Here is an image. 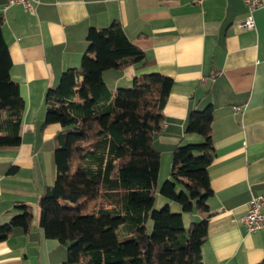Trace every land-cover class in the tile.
Masks as SVG:
<instances>
[{
	"label": "crops",
	"instance_id": "obj_1",
	"mask_svg": "<svg viewBox=\"0 0 264 264\" xmlns=\"http://www.w3.org/2000/svg\"><path fill=\"white\" fill-rule=\"evenodd\" d=\"M247 12L243 0H34L32 12L0 0L10 78L24 100L20 146L0 148V226L19 213L16 204L37 208L39 195L54 182L59 126H44L46 92L64 70L79 68L90 28L118 23L152 65L106 71V85L130 86L134 77L150 73L173 81L153 137L165 178L175 146L200 141L185 133L190 111L213 109L215 158L206 201L213 215L202 263L258 264L264 232L248 233L239 220L251 197L264 195V7L253 12L251 31L237 27ZM37 217L27 233L15 228L0 241V264H65L66 247L44 237Z\"/></svg>",
	"mask_w": 264,
	"mask_h": 264
},
{
	"label": "trees",
	"instance_id": "obj_2",
	"mask_svg": "<svg viewBox=\"0 0 264 264\" xmlns=\"http://www.w3.org/2000/svg\"><path fill=\"white\" fill-rule=\"evenodd\" d=\"M2 27L0 18V148H18L24 100L10 78ZM85 41L79 68L64 70L46 92L44 126L57 125L59 131L55 179L36 203L38 228L66 247L65 264H203L201 247L213 215L206 205L215 158L212 107L188 114L185 133L200 141L175 146L168 178L158 190L165 204L154 208L160 155L153 137L161 130L173 81L150 73L111 90L104 72L137 71L152 62L118 23L90 28ZM15 207L19 213L0 226V241L15 228L27 233L32 227V208ZM194 213L202 219L185 225L184 216Z\"/></svg>",
	"mask_w": 264,
	"mask_h": 264
},
{
	"label": "built area",
	"instance_id": "obj_3",
	"mask_svg": "<svg viewBox=\"0 0 264 264\" xmlns=\"http://www.w3.org/2000/svg\"><path fill=\"white\" fill-rule=\"evenodd\" d=\"M34 0H7V5H21L25 11L32 12V2ZM248 8L245 19L237 24L243 30H254V20L252 14L255 10L264 7V0H243ZM264 195L251 197L247 204L245 214L240 218L245 230L248 233L264 232Z\"/></svg>",
	"mask_w": 264,
	"mask_h": 264
},
{
	"label": "rangeland",
	"instance_id": "obj_4",
	"mask_svg": "<svg viewBox=\"0 0 264 264\" xmlns=\"http://www.w3.org/2000/svg\"><path fill=\"white\" fill-rule=\"evenodd\" d=\"M113 72V71H112ZM131 86V85H130ZM130 86H120V87H130ZM40 157H46V155H43V156H41L40 155ZM169 173V172H168ZM166 175H167V173H162V169H161V171L159 170V175H158V179H157V189H156V193H155V199H156V201H155V207L154 208H156V209H160L164 204H165V201H164V199L159 195V193H158V190H159V188L161 187V185L163 184V182H165L166 180H167V178H165L166 177ZM24 176L25 175H21V177L20 178H22V179H24ZM47 178H48V174H47ZM51 178V176L49 177V179ZM48 179V180H49ZM54 179H55V173H54V175H53V181H54ZM175 205H173V204H171L170 205V208H171V210L172 211H178V209H176V207H174ZM37 212H38V210H37V208L36 207H34L33 208V214L35 215V218L34 219H36V217H37ZM189 220H188V215H185L184 216V223H185V225H188V222Z\"/></svg>",
	"mask_w": 264,
	"mask_h": 264
}]
</instances>
